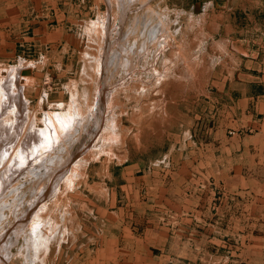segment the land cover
I'll list each match as a JSON object with an SVG mask.
<instances>
[{"label":"rangeland","instance_id":"1","mask_svg":"<svg viewBox=\"0 0 264 264\" xmlns=\"http://www.w3.org/2000/svg\"><path fill=\"white\" fill-rule=\"evenodd\" d=\"M23 1L2 13L0 264H264V148L237 140L262 132L264 0H73L26 49ZM230 179L253 214L211 249L188 232L215 231Z\"/></svg>","mask_w":264,"mask_h":264},{"label":"crops","instance_id":"2","mask_svg":"<svg viewBox=\"0 0 264 264\" xmlns=\"http://www.w3.org/2000/svg\"><path fill=\"white\" fill-rule=\"evenodd\" d=\"M10 0H0V16L2 15V13L5 12V10H8L10 8ZM37 3H35V5L30 7H27L29 4L26 1H23L22 3V7H18L19 10H23V11H27L28 8L31 9V11L33 12L34 10L36 11V15L35 17L37 18L36 20H34L33 23H31L30 26L24 27V29H20L18 32V37L20 40H22L23 43H18V45L16 47H23L25 46L24 49H26V47L30 46V43L27 44V41H31L32 39L36 40H41L40 44H45L47 43L46 38H49L52 34H54L53 32L55 30H59L62 26H65V21L66 19V15H68V13L70 11L73 10L74 6L72 5V1L73 0H35ZM48 1V2H46ZM8 4V6L6 7V5ZM9 7V8H8ZM46 13V14H44ZM50 16L51 19H48V17ZM20 27L21 24L23 23L20 21ZM11 20L10 17L7 15H2L0 17V47L2 46V58L3 59H9L10 58V51L7 52V50L10 48L11 46ZM13 26H15V24H13ZM16 33V32H15ZM34 38H32V37ZM18 42V41H17ZM250 88V87H249ZM259 92H261L262 94H260L257 99L259 100V106L261 107V110L259 111V114L262 117V132L259 133V137H248V139H244L239 137L237 140L240 142H244L246 145H248L245 149L247 151H250V154L252 153L253 155H257L258 153H262V148H264V145H260L258 142L256 144H254L255 140L257 141H264V85H260V87L258 88ZM250 101H253V98H245L243 100L238 101L240 104H242L243 106H246L250 103ZM260 121V120H259ZM252 139V140H251ZM251 141L252 144H251ZM232 179H230V181H228L227 183V191L228 194L226 196V200L223 201L222 205L217 206L216 204V208L215 206L213 207L212 205V200L214 197L210 198L211 201V209H210V205L208 208V213L210 215V219L211 221H213V218L215 217V221H214V225H211L210 228H212V230H215L214 232H210V233H203L200 229H192L190 232H188L189 235H194V236H200V235H204L208 234V237H211L210 240H206L205 239H198L200 242L203 243L204 246H211L210 244H208V242L210 243H218L220 244L219 241V235H244L245 232L244 231H240V233H238L237 231H234L233 228V224L235 222V220H240V219H249L250 215L253 214L251 213V211H247L243 206V201L246 200L247 198L245 197H241L240 201L238 197H235L234 195V186L232 185ZM260 203H261V198L257 199ZM209 201V202H210ZM208 202V203H209ZM247 203H251L250 200L248 199ZM236 204H241L243 211L240 214L235 213V206ZM255 206H257L256 203H253ZM260 205V204H259ZM193 214V212H192ZM203 214V210L198 209V211L196 210V215L194 218L197 217H201ZM183 215H185V219L189 220L186 216L187 213H183ZM214 216V217H213ZM240 216H242V218H240ZM191 217V216H190ZM259 218H261L262 220H264V215H260ZM253 234V233H252ZM180 244H182V242H180ZM221 246V245H220ZM213 247L211 246V249ZM184 249L183 252L188 253V251H195V252H201L202 248L196 244H190V243H186L183 244L179 250ZM214 249V248H213ZM154 251V249H152ZM170 246L168 248V251L171 252ZM213 251V250H211ZM221 251L220 248L218 249H214V256L212 257L214 258V261H216L217 263H213V264H219L220 260L222 259V257H220L219 252ZM224 252V251H223ZM178 257H180V255H178ZM169 259V257H167ZM223 259L226 261V263L223 262V264H230L231 260L229 259V257H226ZM169 261V260H168ZM178 264H190L189 261L187 262L186 257L184 259H178ZM243 262V261H242ZM245 262V260H244ZM245 264H255L253 259H249Z\"/></svg>","mask_w":264,"mask_h":264},{"label":"bare ground","instance_id":"3","mask_svg":"<svg viewBox=\"0 0 264 264\" xmlns=\"http://www.w3.org/2000/svg\"><path fill=\"white\" fill-rule=\"evenodd\" d=\"M49 134H50V132H49ZM40 135H41V134H40ZM48 137H49V136H48ZM48 137H47V138H48ZM45 138H46V137H45ZM47 138H46V139H47ZM17 157H18V156H17ZM18 159H19V158H18Z\"/></svg>","mask_w":264,"mask_h":264}]
</instances>
